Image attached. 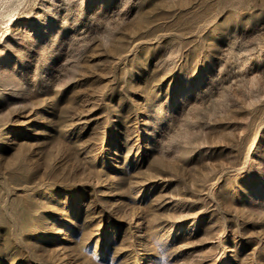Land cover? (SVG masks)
<instances>
[{
    "label": "rangeland",
    "instance_id": "1",
    "mask_svg": "<svg viewBox=\"0 0 264 264\" xmlns=\"http://www.w3.org/2000/svg\"><path fill=\"white\" fill-rule=\"evenodd\" d=\"M0 264H264V0H0Z\"/></svg>",
    "mask_w": 264,
    "mask_h": 264
}]
</instances>
